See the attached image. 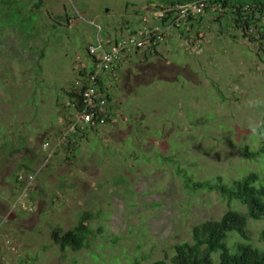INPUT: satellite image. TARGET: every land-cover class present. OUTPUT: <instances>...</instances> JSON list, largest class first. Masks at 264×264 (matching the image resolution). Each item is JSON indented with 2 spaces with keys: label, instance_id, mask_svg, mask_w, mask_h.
I'll use <instances>...</instances> for the list:
<instances>
[{
  "label": "rangeland",
  "instance_id": "374dc122",
  "mask_svg": "<svg viewBox=\"0 0 264 264\" xmlns=\"http://www.w3.org/2000/svg\"><path fill=\"white\" fill-rule=\"evenodd\" d=\"M37 3L0 0V264L170 262L194 225L228 210L218 193L189 191L183 177L230 185L255 173V185H264V153L242 154L264 143V41L207 17L187 24L185 35L169 31L154 56L106 74L111 121L80 140L73 157L61 147L38 166L44 140L65 127L59 103L87 68L86 48L129 33L117 28L125 22L142 30L136 13L154 24L160 0ZM41 166L29 206L11 176ZM86 213L89 246L60 251L52 229L69 230ZM248 224L250 242L261 247L264 218Z\"/></svg>",
  "mask_w": 264,
  "mask_h": 264
},
{
  "label": "trees",
  "instance_id": "16d2710c",
  "mask_svg": "<svg viewBox=\"0 0 264 264\" xmlns=\"http://www.w3.org/2000/svg\"><path fill=\"white\" fill-rule=\"evenodd\" d=\"M189 1L193 0H160V6L156 9L160 12L167 6L184 4ZM212 2H218L221 8L220 13L217 14V12L212 13L207 11L203 15L204 17L201 16V19L198 18L191 21L190 27H194L195 25L198 27L200 21L205 17L211 21L216 19L218 22H223L224 20L226 21V25L222 24V26L232 28L233 31L238 32L243 39H247L249 42L262 43V41H264V0H212ZM40 4H42V0H38L35 6H39ZM136 14H140L141 24L144 26L143 28H145L147 24L142 21L144 17H142L143 13ZM125 25L126 28L124 29L123 27L121 32L127 31L133 33L136 31L134 29L131 30V26H129L128 23ZM181 33L185 35L183 30H181ZM156 53H158V50L152 55L146 56L145 60H148ZM86 54L88 59H90L88 48H86ZM89 71L92 72L93 67L89 65L88 62L87 68L78 71L75 81L69 89L64 92L63 95L67 99L66 102H64V104L59 103V107L61 108L59 118L63 119L64 128H67L70 123L76 121L81 107V95L86 87V79L89 75ZM104 78L105 76H100L99 85L100 90L104 93L109 102L107 108L109 110L107 123H109L114 114L112 113L113 107L111 105L110 95L106 91L103 82ZM94 132H96V129L87 126L84 127L83 130L76 129L75 132L69 133L66 140H63L55 149H53V146L57 138H61L62 131L54 136L55 141L44 140V143L50 145L46 152L47 155L48 152L51 153V157L47 158V155L42 156V162L38 166H46L49 164L53 156L58 154V149L61 147L73 157L77 150L78 142L88 134ZM75 145H77V147L74 148ZM263 153L264 143L257 151H250L245 147L242 148V154L250 159L260 156ZM70 156H68V158ZM37 168L32 172H18L11 176L13 182L18 185L19 191L22 192L20 194L24 195L29 206V195L32 196L31 191L33 190L31 187L34 184L37 174H39L38 170L41 169L42 166ZM20 174L23 176L22 179H19ZM29 176L33 177L31 181L28 179ZM183 179L184 187L188 188L189 191L194 192L203 190L215 191L218 193L228 205V210H226L219 219L206 220L194 225L190 231L191 242H182L174 245L173 256L170 262L164 259H157L149 264H264V227L258 232V240L261 243V247L252 245L247 231L249 220L259 221L264 218V185H255L258 176L255 173H249L242 176L239 180L231 182L230 185L225 184L224 181L220 179H215L214 182L207 181L205 183H192L186 177H183ZM19 197L20 195L13 204L14 208L22 205L21 201H23V196L21 199ZM234 202L238 203L244 210L240 211L237 208L232 209L231 205ZM91 217L92 215L89 213L85 215L81 214L76 226L66 231L60 228H53L50 232V239L58 246L60 251L70 250L78 252L86 248L89 246V242L91 241L90 237L92 235V231L88 226V221H90ZM1 235L0 233V238ZM233 236L237 237L238 241H236ZM228 241H232L233 244L229 245ZM5 243L8 250L13 251L11 249V242L7 240ZM133 264L139 263L134 262Z\"/></svg>",
  "mask_w": 264,
  "mask_h": 264
},
{
  "label": "built area",
  "instance_id": "2783aa9c",
  "mask_svg": "<svg viewBox=\"0 0 264 264\" xmlns=\"http://www.w3.org/2000/svg\"><path fill=\"white\" fill-rule=\"evenodd\" d=\"M207 11L218 14L221 8L218 2H212V0H193L184 4L170 5L155 13L154 24L147 25L137 32L117 36L115 39L106 37L104 40H98L96 44L90 45L88 47L89 62L93 71H89L86 79V87L81 95L79 114L75 122L70 123L67 128L62 130L61 138H57L53 149L57 148L63 140H66L67 135L75 132L76 129L83 130L86 126L97 129L107 124L109 102L100 90V76H106L107 73L115 70L128 59L141 60L152 55L164 43L169 31H181L187 24L200 18ZM142 21L148 24L145 17L142 18ZM43 147L45 151H48L50 145L44 143ZM50 157L51 153L48 152L47 158ZM22 178L23 176L20 174L19 179ZM32 178L29 176V181ZM1 225L2 221H0Z\"/></svg>",
  "mask_w": 264,
  "mask_h": 264
},
{
  "label": "crops",
  "instance_id": "0c3cea01",
  "mask_svg": "<svg viewBox=\"0 0 264 264\" xmlns=\"http://www.w3.org/2000/svg\"><path fill=\"white\" fill-rule=\"evenodd\" d=\"M151 15V14H150ZM143 17V16H142ZM145 17H147L149 20H150V16H145ZM141 18V17H140ZM128 22H125V23H123V24H121L120 26H118L117 28L118 29H122L123 27H124V29L126 28V25L125 24H127ZM129 24V23H128ZM117 36L118 35H115L114 37H110V38H113V39H115V38H117ZM106 37H109V36H106ZM137 61H141V60H137ZM124 64V63H123ZM63 129H61V131H62ZM53 141H55V139L53 140Z\"/></svg>",
  "mask_w": 264,
  "mask_h": 264
},
{
  "label": "clouds",
  "instance_id": "9594fccd",
  "mask_svg": "<svg viewBox=\"0 0 264 264\" xmlns=\"http://www.w3.org/2000/svg\"><path fill=\"white\" fill-rule=\"evenodd\" d=\"M158 12V11H157Z\"/></svg>",
  "mask_w": 264,
  "mask_h": 264
}]
</instances>
